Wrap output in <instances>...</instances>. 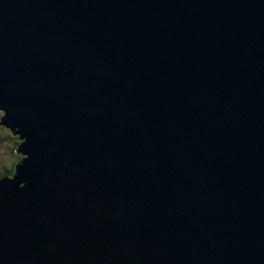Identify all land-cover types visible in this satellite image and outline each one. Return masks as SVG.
I'll return each mask as SVG.
<instances>
[{
	"label": "water",
	"instance_id": "95a60500",
	"mask_svg": "<svg viewBox=\"0 0 264 264\" xmlns=\"http://www.w3.org/2000/svg\"><path fill=\"white\" fill-rule=\"evenodd\" d=\"M0 264H264V0H0Z\"/></svg>",
	"mask_w": 264,
	"mask_h": 264
},
{
	"label": "rangeland",
	"instance_id": "374dc122",
	"mask_svg": "<svg viewBox=\"0 0 264 264\" xmlns=\"http://www.w3.org/2000/svg\"><path fill=\"white\" fill-rule=\"evenodd\" d=\"M2 113L0 112V116ZM1 122V118H0ZM4 126V125H3ZM8 129V127H6ZM10 130V129H9ZM11 131V130H10ZM14 137H18L19 142L18 145L20 144L21 140L17 134H14L13 131L10 132ZM9 134L6 131L0 130V170L7 169L8 167L11 166L12 162L15 159H21L22 154L19 152L12 154V149H13V141L7 138ZM17 147V146H16Z\"/></svg>",
	"mask_w": 264,
	"mask_h": 264
},
{
	"label": "trees",
	"instance_id": "16d2710c",
	"mask_svg": "<svg viewBox=\"0 0 264 264\" xmlns=\"http://www.w3.org/2000/svg\"><path fill=\"white\" fill-rule=\"evenodd\" d=\"M0 130L2 131H6L9 135L7 136V138H9L10 140H12L14 143L13 145V149H12V154L14 155V153L17 152V147H18V142H19V139L18 137H14L10 132L13 131V130H9V128L7 129L6 126H3L2 124H0ZM17 146V147H16ZM20 159H15L11 166L8 167L7 169H4V170H0V179L3 178L5 175H8V176H11L14 172V169L16 167V164L19 162Z\"/></svg>",
	"mask_w": 264,
	"mask_h": 264
}]
</instances>
